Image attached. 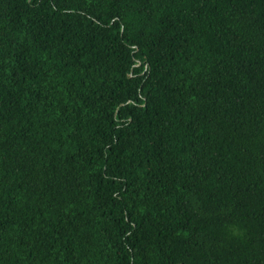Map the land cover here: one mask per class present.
Masks as SVG:
<instances>
[{
    "label": "trees",
    "instance_id": "trees-1",
    "mask_svg": "<svg viewBox=\"0 0 264 264\" xmlns=\"http://www.w3.org/2000/svg\"><path fill=\"white\" fill-rule=\"evenodd\" d=\"M0 264H264V0H0Z\"/></svg>",
    "mask_w": 264,
    "mask_h": 264
}]
</instances>
